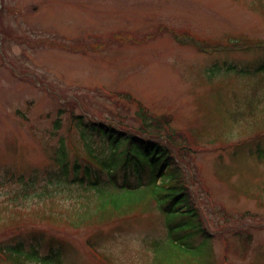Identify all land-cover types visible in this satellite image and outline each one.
Masks as SVG:
<instances>
[{"label": "rangeland", "instance_id": "rangeland-1", "mask_svg": "<svg viewBox=\"0 0 264 264\" xmlns=\"http://www.w3.org/2000/svg\"><path fill=\"white\" fill-rule=\"evenodd\" d=\"M0 4V176L9 169L47 178L60 141L68 160L85 157L78 131L69 128L75 116L156 133L137 116L139 102L153 117H171L163 134L187 138L178 141L195 166L193 194L213 236V255L228 254L220 264H264V75L253 72L264 55V0ZM183 34L224 50L183 45ZM229 65L250 67L226 72ZM90 141L99 144V138ZM15 190L13 182L0 185L3 245L36 234L43 239L39 256L48 254L49 242L62 241L69 245L62 264H100L85 246L94 238L113 264H212L210 256L185 258L172 246L157 212L73 230L66 221L76 196L39 201L32 192L17 204ZM247 236L249 250L242 254L240 239ZM201 242L209 251L210 241Z\"/></svg>", "mask_w": 264, "mask_h": 264}, {"label": "trees", "instance_id": "trees-1", "mask_svg": "<svg viewBox=\"0 0 264 264\" xmlns=\"http://www.w3.org/2000/svg\"><path fill=\"white\" fill-rule=\"evenodd\" d=\"M189 35L183 34L179 41L184 44L185 40H189L188 43L204 52L224 50L220 45L210 46L209 42L196 41ZM233 46L225 48L231 50L235 48ZM256 46H260V42ZM261 46H264V42ZM231 69L236 71L237 67L231 66ZM253 72L261 77L264 75V56ZM263 81V78L259 80L260 83ZM136 104L139 119L144 120L145 125L152 127L156 133H137V136L131 129H118L107 121L84 120L81 116H75L70 120L69 128L74 126L78 131L85 157L81 158L77 153L73 161L68 160L65 145L60 141L53 161L56 168L45 172L47 178L40 180L36 172L26 177L14 172L9 174L10 171L5 170L0 176V185L13 182V185L19 186V190L11 194L12 201L17 204L27 201L32 192L37 193L39 201L54 200L57 195H64L62 199L76 196L73 213L66 221L73 230L100 224L110 218L157 212L163 218L165 236L172 246L183 249L185 258L204 254L212 259L213 236L205 227L200 202L193 194L195 180L190 178V170L195 166L185 161L182 152L186 147L178 141H187V138L180 132L163 134V130L172 122L171 117H153L141 103ZM86 136L99 138L98 146H93L94 141ZM184 170H188V173ZM74 188H81L82 192L77 190L71 194ZM94 240H85L88 251L100 264H113L106 261V257L110 256L102 252ZM201 240L210 241L209 251L200 249ZM42 243V237L36 234L29 240L18 238L12 244L0 243V261L3 264H62V254L69 250V245L62 241L53 244L51 241L48 254L39 256L36 251L42 247ZM240 243L243 254L249 249L250 241L247 237ZM146 248L151 252L150 247Z\"/></svg>", "mask_w": 264, "mask_h": 264}]
</instances>
